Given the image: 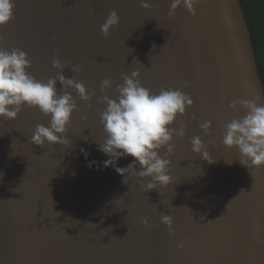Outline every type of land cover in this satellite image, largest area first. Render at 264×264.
I'll return each instance as SVG.
<instances>
[{"label":"water","instance_id":"95a60500","mask_svg":"<svg viewBox=\"0 0 264 264\" xmlns=\"http://www.w3.org/2000/svg\"><path fill=\"white\" fill-rule=\"evenodd\" d=\"M0 264H264L240 0H0Z\"/></svg>","mask_w":264,"mask_h":264},{"label":"trees","instance_id":"16d2710c","mask_svg":"<svg viewBox=\"0 0 264 264\" xmlns=\"http://www.w3.org/2000/svg\"><path fill=\"white\" fill-rule=\"evenodd\" d=\"M264 88V0H240Z\"/></svg>","mask_w":264,"mask_h":264}]
</instances>
